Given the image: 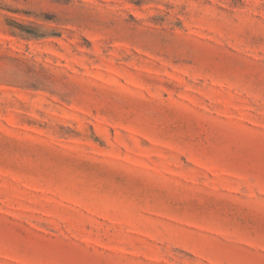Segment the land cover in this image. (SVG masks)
<instances>
[{
  "label": "rangeland",
  "instance_id": "rangeland-1",
  "mask_svg": "<svg viewBox=\"0 0 264 264\" xmlns=\"http://www.w3.org/2000/svg\"><path fill=\"white\" fill-rule=\"evenodd\" d=\"M0 264H264V0H0Z\"/></svg>",
  "mask_w": 264,
  "mask_h": 264
}]
</instances>
